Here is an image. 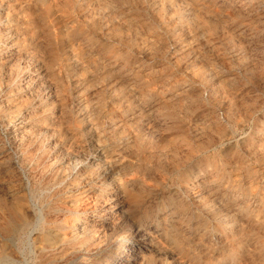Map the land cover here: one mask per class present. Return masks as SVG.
Segmentation results:
<instances>
[{
	"label": "rangeland",
	"instance_id": "1",
	"mask_svg": "<svg viewBox=\"0 0 264 264\" xmlns=\"http://www.w3.org/2000/svg\"><path fill=\"white\" fill-rule=\"evenodd\" d=\"M117 258L264 264V0H0V264Z\"/></svg>",
	"mask_w": 264,
	"mask_h": 264
},
{
	"label": "bare ground",
	"instance_id": "2",
	"mask_svg": "<svg viewBox=\"0 0 264 264\" xmlns=\"http://www.w3.org/2000/svg\"><path fill=\"white\" fill-rule=\"evenodd\" d=\"M142 193V192H141ZM24 218H25V216H24ZM138 226V225H137ZM82 230L84 231V232H86L87 230H88V227H87V225H84L83 227H82ZM132 235V234H131ZM133 237V240H132V243H130L129 245H126V243H121L120 245H118V247H117V251H118V256L119 255H121V256H125V257H127V258H129L132 254H134V253H138V251L140 252V250H142V244H141V238L139 237V235L138 234H136V235H133L132 236ZM131 236H127V243L129 242V240L132 238ZM30 238H32V237H30ZM122 242V241H121ZM142 247V248H141ZM155 248V247H154ZM115 260V259H114ZM120 260L121 259H119V258H117V260L115 261V263L114 264H119V262H120ZM120 264H122V262L120 263Z\"/></svg>",
	"mask_w": 264,
	"mask_h": 264
}]
</instances>
